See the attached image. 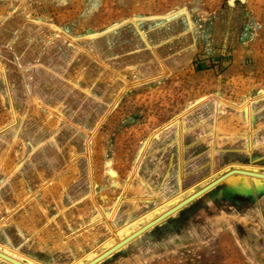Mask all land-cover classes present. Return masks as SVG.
Here are the masks:
<instances>
[{
	"label": "rangeland",
	"instance_id": "obj_1",
	"mask_svg": "<svg viewBox=\"0 0 264 264\" xmlns=\"http://www.w3.org/2000/svg\"><path fill=\"white\" fill-rule=\"evenodd\" d=\"M172 17L191 20L183 67L127 71L116 91L118 78L109 91L87 85L106 82L91 42ZM243 40L256 53L233 63ZM256 99L264 112V0H0V252L88 264L124 242L95 264H264V184L218 185L215 174L192 187L205 192L139 232L173 195L192 192L178 176L179 127L197 108L224 110L233 140L251 143L241 152L262 159L261 123L251 111L248 126L244 111ZM24 128L35 144L23 143Z\"/></svg>",
	"mask_w": 264,
	"mask_h": 264
},
{
	"label": "crops",
	"instance_id": "obj_2",
	"mask_svg": "<svg viewBox=\"0 0 264 264\" xmlns=\"http://www.w3.org/2000/svg\"><path fill=\"white\" fill-rule=\"evenodd\" d=\"M185 21L179 23L180 21L176 17L152 22L138 20L132 23V27L125 26V28L108 32L101 40L94 42L95 44L91 42L93 52L90 50L88 56L95 61H97V58L94 55L103 56V63L100 64L104 67L106 82L101 84L92 83L89 79L87 85L98 86L96 84H99L98 87L103 86L105 91H109L108 88H111L113 82L118 78V83L112 86L113 91H116L121 86V80H123L119 74H125L127 71L133 72V74H141L142 77H152L161 74L163 71L183 67L191 57L190 54L193 53L192 42L185 40V34L192 30L191 20L186 19ZM175 25L183 26V33H179V36L175 34L173 28ZM253 47L254 45L251 42L241 41L237 49L233 51L231 62H241L245 57L254 55L256 49ZM80 90L89 94L84 88ZM97 90L100 92L101 88ZM40 92L43 93L42 88L39 90ZM27 93L31 94L29 89ZM260 100L256 99L253 106L250 105L252 121L256 124L261 123L259 125L260 129L255 132L257 140L254 141V144H262L259 153L263 156L259 160L256 158V154L251 155L248 152H241L242 147L245 150L247 148L249 151L250 146L248 144L251 143L233 140L231 136L234 132L228 130L230 127L229 118L218 113V111L222 113L224 110H218V107L212 108L211 106L201 108V106L194 110L193 114L183 118L179 127L182 141L181 144H178L179 160L177 164L178 176H183L185 182H188L186 188H192L194 185L208 180L212 176L214 177L215 174L219 173V176H221L225 171L231 169L256 168L259 171L261 166L264 168V112H260L261 109L255 106L258 105ZM26 105L27 102H25V109ZM26 113L25 115H27ZM239 113L242 114L243 111ZM41 129L38 144H43ZM21 132L24 144H35L32 130L24 128ZM221 154H223V157H221ZM175 172L177 173V171ZM168 176L169 182L167 184L169 188H172L171 181H174V179L170 178V175ZM240 180L264 184L263 179L232 174L220 183L218 182V185H233Z\"/></svg>",
	"mask_w": 264,
	"mask_h": 264
},
{
	"label": "bare ground",
	"instance_id": "obj_3",
	"mask_svg": "<svg viewBox=\"0 0 264 264\" xmlns=\"http://www.w3.org/2000/svg\"><path fill=\"white\" fill-rule=\"evenodd\" d=\"M201 101V100H200ZM203 101V100H202ZM245 111H246V117H247V122H248V126H249V123H250V113H251V107H250V103L248 102L247 104H246V108H245ZM111 162L110 161H107L106 162V165H107V168H106V172H107V174L110 176V177H115L116 175H117V173H116V171L112 168V166H111ZM235 171L236 170H240V171H244V172H256V173H260L256 168H252V169H246V170H244L243 168L242 169H234ZM232 171L233 170H228V171H225L221 176H219V178L217 179L219 182L220 181H222L224 178H226V177H228V176H231L233 173H232ZM225 174H226V176H225ZM263 174H264V172H263ZM251 177V176H250ZM252 177H254V178H259V177H256V176H252ZM221 178H223L222 180H221ZM260 179H263V178H260ZM264 180V179H263ZM218 181H216V182H218ZM213 184V183H212ZM207 190V188H205L204 190H201L202 192H205ZM190 191H192L190 194V196L192 197L193 195L192 194H194L193 193V190H192V188L190 189ZM200 191V192H201ZM201 192V193H202ZM200 193V194H201ZM199 194V195H200ZM85 195V194H84ZM197 195V194H196ZM191 197H189V198H191ZM187 199V197H181L180 196V194H178L177 193V195H173V197L172 198H170V199H168L167 200V202L165 203V206H170V209H168V210H171V207H174V208H176L177 206H179V204H181L183 201H185ZM181 207V206H180ZM179 207V208H180ZM173 209V208H172ZM177 210H178V207H177ZM175 211H176V209H175ZM167 213L168 211L167 210H164V208H163V210H157V213H159L160 215L162 214L163 215V213ZM109 213V212H108ZM164 213V214H165ZM155 220H157V219H154L153 221H155ZM141 221V220H140ZM153 221H151V222H153ZM150 222V223H151ZM148 224V223H147ZM128 226H123L122 228H120V230H119V232H123V233H125V234H127V235H130V229H128L127 228ZM133 235V234H132ZM131 235V236H132ZM129 237V239L130 238H132V237ZM105 242V241H104ZM124 243V242H123ZM122 243V244H123ZM122 244H119L118 246L120 247ZM118 247V248H119ZM118 248H116V249H118ZM4 249H6V251H7V253L8 254H6L7 256H9V257H11V258H13L14 260H17V261H19V262H21L23 259H26V261H27V263L26 264H44V263H42V262H40V261H38V260H35V259H32V258H29V257H24V256H22L21 254H19L18 252H16L15 250H13V249H11V248H9V247H4ZM116 249H114V247L112 248V249H110V252H113V251H115ZM94 254V253H93ZM89 255V254H88ZM105 255V254H104ZM104 255H102V256H100V257H98V258H95L94 260H92L91 262H89L88 264H95L97 261H99L98 259H102L103 258V256ZM96 255H92L91 256V258H93V257H95ZM1 258V257H0ZM3 259V258H2ZM11 263H13V262H11ZM73 264H84L83 263V261L81 260V258L78 260V261H75Z\"/></svg>",
	"mask_w": 264,
	"mask_h": 264
},
{
	"label": "water",
	"instance_id": "obj_4",
	"mask_svg": "<svg viewBox=\"0 0 264 264\" xmlns=\"http://www.w3.org/2000/svg\"><path fill=\"white\" fill-rule=\"evenodd\" d=\"M232 173H240V174H245V175H250V176H256V177H259V178H263L264 179V174L263 173H254V172H242V171H240V170H233L232 171ZM225 176H226V174H225ZM223 178H221V180H222ZM218 181V180H217ZM219 182V181H218ZM217 182V183H218ZM214 183H216V182H214ZM212 185H214V184H212ZM212 185L210 186V187H212ZM202 192V191H201ZM201 192H199L197 195H196V193L191 197V198H187L185 201H183L181 204H179V206H177L178 208L180 207V206H182V205H184V204H186L187 202H189V201H191L192 199H194V198H196L197 196H199V194L201 193ZM203 193V192H202ZM177 207L176 208H173V209H171V210H169L167 213H165V214H163L162 216H160L157 220H155V221H153V222H151V223H149V224H147L146 226H144L139 232H142V231H144L145 229H147L149 226H151L152 224H154V223H156L157 221H159L161 218H163L165 215H167V214H169V213H171V212H173L175 209H177ZM138 234V232L137 233H133V235L131 236V237H133V236H135V235H137ZM131 239V238H130ZM127 241L129 240V238H127L126 239ZM125 240V241H126ZM119 246L117 245V246H115L114 247V249H116V248H118ZM109 252H110V250L109 251H107L106 253H104L105 255L104 256H106L107 254H109ZM0 257L1 258H3V259H5V260H7V261H9V262H13L14 264H24V263H22V262H19V261H17V260H14L13 258H11V257H9V256H7L6 254H3V253H1L0 252Z\"/></svg>",
	"mask_w": 264,
	"mask_h": 264
}]
</instances>
